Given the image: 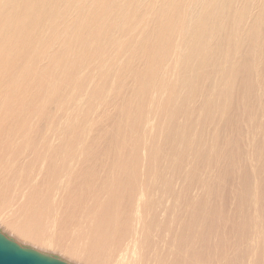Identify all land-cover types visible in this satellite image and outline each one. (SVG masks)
Wrapping results in <instances>:
<instances>
[{"label": "bare ground", "instance_id": "6f19581e", "mask_svg": "<svg viewBox=\"0 0 264 264\" xmlns=\"http://www.w3.org/2000/svg\"><path fill=\"white\" fill-rule=\"evenodd\" d=\"M0 233L264 264V0H0Z\"/></svg>", "mask_w": 264, "mask_h": 264}, {"label": "water", "instance_id": "95a60500", "mask_svg": "<svg viewBox=\"0 0 264 264\" xmlns=\"http://www.w3.org/2000/svg\"><path fill=\"white\" fill-rule=\"evenodd\" d=\"M0 264H67L52 256L18 245L0 233Z\"/></svg>", "mask_w": 264, "mask_h": 264}]
</instances>
